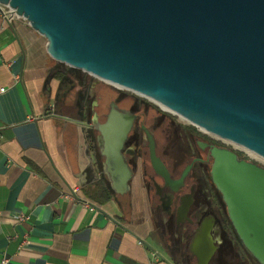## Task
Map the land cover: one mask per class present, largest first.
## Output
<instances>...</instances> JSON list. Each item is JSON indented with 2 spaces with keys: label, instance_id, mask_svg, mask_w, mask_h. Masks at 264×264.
<instances>
[{
  "label": "water",
  "instance_id": "95a60500",
  "mask_svg": "<svg viewBox=\"0 0 264 264\" xmlns=\"http://www.w3.org/2000/svg\"><path fill=\"white\" fill-rule=\"evenodd\" d=\"M47 40L48 53L100 81L146 97L264 159V0H0ZM132 118L113 108L98 125L105 170L124 195L122 153ZM212 180L234 229L264 264V165L211 145ZM157 171L169 174L152 151ZM192 244L209 264L210 235Z\"/></svg>",
  "mask_w": 264,
  "mask_h": 264
},
{
  "label": "crops",
  "instance_id": "0c3cea01",
  "mask_svg": "<svg viewBox=\"0 0 264 264\" xmlns=\"http://www.w3.org/2000/svg\"><path fill=\"white\" fill-rule=\"evenodd\" d=\"M78 68L52 57L28 21L0 13V264H182L142 191L102 196L110 180ZM76 188L94 210L66 196Z\"/></svg>",
  "mask_w": 264,
  "mask_h": 264
},
{
  "label": "flooded vegetation",
  "instance_id": "af4514ba",
  "mask_svg": "<svg viewBox=\"0 0 264 264\" xmlns=\"http://www.w3.org/2000/svg\"><path fill=\"white\" fill-rule=\"evenodd\" d=\"M77 81L84 99L94 101L89 128L97 143L96 156L107 178L98 125L107 122L113 104L116 112L132 118V127L122 148L132 169L130 188L124 195L138 189L144 193L168 251L179 257L182 264H196L197 257L192 251L194 238L210 235L215 249L209 264H257V259L238 237L223 197L212 180L210 147L226 144L206 135L194 124H185L179 115L163 110L139 94H112L100 85L98 78L89 81L83 72ZM152 151L167 169L169 180L154 167Z\"/></svg>",
  "mask_w": 264,
  "mask_h": 264
},
{
  "label": "rangeland",
  "instance_id": "374dc122",
  "mask_svg": "<svg viewBox=\"0 0 264 264\" xmlns=\"http://www.w3.org/2000/svg\"><path fill=\"white\" fill-rule=\"evenodd\" d=\"M84 71V70H83ZM84 72H86V71H84ZM86 73H88V72H86ZM88 77H89V79H90V81L91 80H96V77L94 76V75H92V74H90L89 75V73H88V75H87ZM100 83V85L102 86V87H104V88H107L112 94L113 93H117V92H127V93H133V92H131V91H129V90H127V89H125V88H118V87H116L115 85H113V84H110V83H105L104 81H100L99 82ZM185 124H190V123H188V121H186L185 119H181ZM195 128H199L200 129V131H202L203 133H205L206 135H209V136H211L212 138H214L215 140H217L219 143H221V144H226V145H228V146H230V147H233V148H235V150L236 151H239L241 154H242V156L244 157V158H246V159H250V160H255V161H257L258 163H260V164H262V165H264V159L262 158V157H260L258 154H256V153H254V152H248V150L247 149H245V148H243V147H241V146H236L233 142H231V141H228V140H225L224 138H219V137H217V136H214V134H212L210 131H208V132H206V131H204V130H202V128H200V127H198V126H196V125H193ZM210 132V133H209ZM157 228V227H156ZM156 234H157V237L158 238H160V233H159V230H158V228L156 229ZM151 239V238H150ZM179 260H180V258L179 257H177Z\"/></svg>",
  "mask_w": 264,
  "mask_h": 264
},
{
  "label": "built area",
  "instance_id": "2783aa9c",
  "mask_svg": "<svg viewBox=\"0 0 264 264\" xmlns=\"http://www.w3.org/2000/svg\"><path fill=\"white\" fill-rule=\"evenodd\" d=\"M0 13L2 14V16H4L5 18L11 20V19H17V18H20V19H24L26 20L22 15H19V14H16V12L14 11V9L8 5V4H4V3H0ZM27 21V20H26ZM6 87L5 88H2L0 89V91H5ZM0 137H1V134H0ZM77 190L78 188L74 189V191L70 194H66L67 197H70V198H73L74 200H77L79 199L78 196H77ZM82 201V203L84 204L85 207L87 208H90L91 210H94L96 208V205L88 200V199H79ZM17 218L19 220H24L26 218H28L27 215H17ZM2 264H7L9 262V260L5 257L4 259H2Z\"/></svg>",
  "mask_w": 264,
  "mask_h": 264
},
{
  "label": "trees",
  "instance_id": "16d2710c",
  "mask_svg": "<svg viewBox=\"0 0 264 264\" xmlns=\"http://www.w3.org/2000/svg\"><path fill=\"white\" fill-rule=\"evenodd\" d=\"M91 138H92L93 147L96 150V153L98 154L97 143L95 142L94 135H92ZM100 185H101V190H102V196L105 195V196L109 197L110 194L112 195L114 193V190H113L110 182L106 178H103L101 180ZM257 264H259L258 261H257Z\"/></svg>",
  "mask_w": 264,
  "mask_h": 264
},
{
  "label": "bare ground",
  "instance_id": "6f19581e",
  "mask_svg": "<svg viewBox=\"0 0 264 264\" xmlns=\"http://www.w3.org/2000/svg\"><path fill=\"white\" fill-rule=\"evenodd\" d=\"M114 85V84H113ZM116 87H118V88H120L119 86H117V85H115ZM122 88V87H121ZM212 134H214V136H217V137H219L220 139L221 138H224L225 140H228V141H231V140H229L228 138H226V137H223V136H220L219 134H217V133H215V132H212V131H210ZM209 132V133H210ZM231 142H233V141H231ZM236 146H241V147H243L241 144H239L238 142L237 143H235V142H233ZM244 148V147H243ZM248 152H249V150H248ZM251 152V151H250ZM253 152V151H252ZM255 153V152H254Z\"/></svg>",
  "mask_w": 264,
  "mask_h": 264
}]
</instances>
